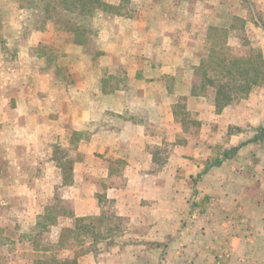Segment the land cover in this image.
<instances>
[{
  "label": "crops",
  "instance_id": "crops-1",
  "mask_svg": "<svg viewBox=\"0 0 264 264\" xmlns=\"http://www.w3.org/2000/svg\"><path fill=\"white\" fill-rule=\"evenodd\" d=\"M95 26L89 54L19 37L18 68L2 49L0 264H264V146L213 164L202 143L264 127V105L241 124L234 104L215 113L213 103L211 115L196 110L202 147L167 144L183 136L178 107L205 102L195 71L213 29L226 31L225 50L264 59V0H131L128 15ZM42 52L58 60L48 67ZM100 201L126 228L63 246L77 222L87 229L102 214ZM54 202L67 213L42 228Z\"/></svg>",
  "mask_w": 264,
  "mask_h": 264
},
{
  "label": "rangeland",
  "instance_id": "rangeland-1",
  "mask_svg": "<svg viewBox=\"0 0 264 264\" xmlns=\"http://www.w3.org/2000/svg\"><path fill=\"white\" fill-rule=\"evenodd\" d=\"M91 1L92 3L89 4L88 2ZM83 2L85 4L84 10L81 4ZM130 11L131 0H79L78 2L74 0H0V62L2 49H6L10 54V58L7 60L8 65L18 68L25 66L26 63L24 59L21 60V62L18 60L19 37H21L23 41L28 39L31 35L41 39V42L44 44L39 46L38 50L41 51L54 50L63 53L67 49L69 43H74L77 47L85 48L84 52L89 54L96 49L97 45L99 31L95 26V22H113L115 16H125L128 15ZM236 25H240L239 21L236 22ZM209 36L211 37L207 38L212 42V45L208 42V49L204 62H202L195 71L196 81L198 82L195 92L202 95L203 102H205L196 108L191 106L184 107L183 105L178 107L176 113L180 123L177 124V128L183 132L181 133L183 136L180 138L174 137L170 142H167L168 146L191 143L192 145L190 146L195 145V148L202 147L200 145L201 140L198 141L199 138H197L198 131L200 130V123L196 121V116L199 112H203V115L206 116L211 115L212 111L214 112L211 108V104L214 103L215 96V87H209L207 83L202 84V81L206 80L203 75L206 74L208 78V76L217 74L218 76H215L213 79L216 87L229 82L228 78H221L223 75V71L221 70L222 67L220 68L211 64L207 56L213 55L216 57L217 55H222L223 58H226L225 56L240 57L242 55L241 51L236 47L225 50L223 46L227 38L226 31L213 29ZM235 36H238L237 38L240 42V34ZM212 51L217 55L215 56ZM251 53L256 52L252 51ZM41 55L45 57L42 60H45L48 67L53 65L54 62H52V60H58L57 56L47 55L45 52H42ZM65 60L66 59L59 61L60 68H66L67 64ZM79 67V65H75L74 70L79 69ZM61 74L65 75L66 70H61ZM232 86L241 87L243 86L242 81L236 76V81L232 82ZM232 104L238 108L239 115H237V117L240 119L239 122L241 124L243 116L246 114H248V116L249 114L250 116L259 115L262 112L259 105H264V81L261 85L253 87L248 97L240 98ZM196 110H199V112ZM221 110L215 108V113ZM222 116L224 117V115ZM260 128L261 127H251L250 125H245V127L242 125L233 126L229 127L227 132V136L231 135V138H229L230 136L224 137V135H222L221 138L219 137L218 142L220 143L217 145H214L213 142L203 141V146L211 145L213 154L216 156L214 157L215 159L211 160V163L214 164L218 159L217 156L220 154L224 155L225 152H228L227 159H230L237 153L241 146L247 143H249L253 150L259 147L262 148L264 142H259V139H254L255 131H259ZM172 129L177 130L174 127ZM185 137L190 138L185 139ZM226 144L228 149L224 148ZM168 148L169 147L165 149V152L168 151ZM234 149L236 150L233 151ZM165 160L166 155L163 154V156H158V162H161V165ZM65 174L69 176V171H65ZM102 202L103 201H100L101 207H103L102 214L99 217L88 219L85 223L90 224L87 229L83 227L84 224L77 222L76 230H74L73 233L65 232L62 235L63 246L76 247L85 242L87 238L92 239L95 237L112 236L118 233L117 231L109 234L113 225H118L121 231L126 228L125 222L122 219H113L112 207ZM61 213H67V210L64 209L61 203L54 202L52 205L48 206L44 212L45 217H43L44 221L42 222V228L45 224L53 221L54 216ZM86 231L88 232L86 233ZM40 237L39 244H42V235ZM87 250L88 249L85 251Z\"/></svg>",
  "mask_w": 264,
  "mask_h": 264
},
{
  "label": "trees",
  "instance_id": "trees-1",
  "mask_svg": "<svg viewBox=\"0 0 264 264\" xmlns=\"http://www.w3.org/2000/svg\"><path fill=\"white\" fill-rule=\"evenodd\" d=\"M78 2L79 0H74ZM85 1V0H84ZM89 4L92 3L88 2ZM82 4V9L84 10V2ZM213 52V51H212ZM216 56L217 54L213 52ZM223 58L222 55H217L214 57L213 55L207 56L209 62L211 64L216 65L217 67H222L223 75L221 78H228L229 82L225 84L229 85H218L215 86L213 79L217 74L213 76H208L204 74L203 77L206 80L202 81L203 83H207L209 87H215V96H214V107L217 110H221L223 107L230 105L240 98H246L250 94L251 90L255 86H259L264 81V59L260 54H254L250 57H234V56H225ZM206 58V59H207ZM204 62V59L203 61ZM197 70V69H196ZM236 76L242 81L241 87L232 86V82L236 81ZM264 138V127H261L255 136L254 139H263ZM234 149L233 151H235ZM228 152H225L223 155V159H226Z\"/></svg>",
  "mask_w": 264,
  "mask_h": 264
}]
</instances>
